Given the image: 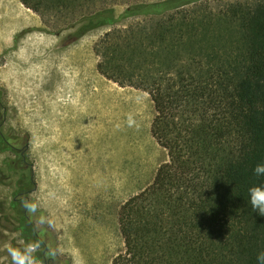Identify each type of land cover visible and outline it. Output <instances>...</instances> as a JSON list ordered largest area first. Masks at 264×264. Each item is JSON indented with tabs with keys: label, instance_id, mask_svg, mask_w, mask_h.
Instances as JSON below:
<instances>
[{
	"label": "trees",
	"instance_id": "obj_1",
	"mask_svg": "<svg viewBox=\"0 0 264 264\" xmlns=\"http://www.w3.org/2000/svg\"><path fill=\"white\" fill-rule=\"evenodd\" d=\"M36 1L21 0L73 19L76 39L108 27L93 45L98 72L153 104L151 135L167 157L119 207L110 264H257L264 215L248 188L264 181L253 174L264 162V0ZM127 19L137 20L118 26ZM19 230L38 242L23 213Z\"/></svg>",
	"mask_w": 264,
	"mask_h": 264
},
{
	"label": "rangeland",
	"instance_id": "obj_2",
	"mask_svg": "<svg viewBox=\"0 0 264 264\" xmlns=\"http://www.w3.org/2000/svg\"><path fill=\"white\" fill-rule=\"evenodd\" d=\"M125 6L115 5V15ZM73 23L57 10L0 0V135L11 141L0 150V264H11L7 249L20 246L22 213L53 242L56 261L110 264L122 248L119 207L167 157L151 135L149 95L97 70L93 45L109 28L76 39Z\"/></svg>",
	"mask_w": 264,
	"mask_h": 264
},
{
	"label": "clouds",
	"instance_id": "obj_3",
	"mask_svg": "<svg viewBox=\"0 0 264 264\" xmlns=\"http://www.w3.org/2000/svg\"><path fill=\"white\" fill-rule=\"evenodd\" d=\"M136 121L132 114L127 116V124L133 127ZM253 174L256 177H264V162L257 163L253 168ZM249 204L251 208L257 211L260 215H264V181L254 183L248 188ZM26 210L32 211L35 205L22 202ZM40 249L39 242H25L20 240V246L8 247L7 251L11 257V264H38L36 253ZM53 256L55 253L52 254ZM257 264H264V250H261L256 255Z\"/></svg>",
	"mask_w": 264,
	"mask_h": 264
},
{
	"label": "flooded vegetation",
	"instance_id": "obj_4",
	"mask_svg": "<svg viewBox=\"0 0 264 264\" xmlns=\"http://www.w3.org/2000/svg\"><path fill=\"white\" fill-rule=\"evenodd\" d=\"M10 143H11V141H10ZM15 149L18 150V148H15ZM24 150H25V146L23 145V148L19 149L20 155L23 159H24V157H23L22 153L24 152ZM25 216L30 221V218L27 215H25ZM44 234L45 233L43 231H40L37 233V238H38V242L40 244V249L36 253V258L40 259L45 264H66L64 262L62 263L60 261H56L55 257L51 253V250L54 247L53 242L51 240H49L48 237H46V239L43 240L42 237L45 236Z\"/></svg>",
	"mask_w": 264,
	"mask_h": 264
},
{
	"label": "bare ground",
	"instance_id": "obj_5",
	"mask_svg": "<svg viewBox=\"0 0 264 264\" xmlns=\"http://www.w3.org/2000/svg\"><path fill=\"white\" fill-rule=\"evenodd\" d=\"M40 36V35H39ZM47 41V40H46ZM89 44V43H88ZM68 53V52H67ZM65 55V54H64ZM73 56V55H72ZM70 60V59H69ZM63 71V70H62ZM80 174V173H79ZM77 175V174H76ZM87 178V177H86ZM82 180V179H80ZM90 184V183H89ZM92 184V183H91ZM95 186V185H94ZM85 187V186H84ZM73 189H74V186H73ZM99 189V188H98ZM90 191V190H89ZM77 194V193H76ZM100 195V194H99ZM89 196V195H88ZM79 197V196H78ZM82 197V196H81ZM95 200V199H94ZM80 201V200H79ZM48 202V201H47ZM54 202V201H53ZM50 204V203H49ZM44 205V204H43ZM78 206V205H77ZM69 209V208H68ZM55 214V213H53ZM78 229V228H77ZM75 230V229H74ZM85 231V230H84ZM102 233V232H101ZM93 239V238H92ZM88 241V240H87ZM91 243V242H90ZM84 253V252H83ZM94 253V252H93ZM98 255V254H97ZM98 259V256L96 257Z\"/></svg>",
	"mask_w": 264,
	"mask_h": 264
}]
</instances>
